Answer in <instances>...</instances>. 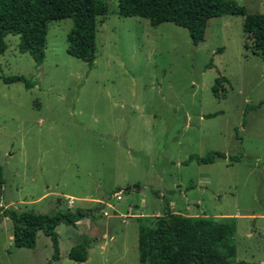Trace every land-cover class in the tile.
Listing matches in <instances>:
<instances>
[{"label":"rangeland","instance_id":"obj_1","mask_svg":"<svg viewBox=\"0 0 264 264\" xmlns=\"http://www.w3.org/2000/svg\"><path fill=\"white\" fill-rule=\"evenodd\" d=\"M104 1L91 66L66 51L69 18L48 23L39 65L18 50V36L5 37L0 206L50 216L91 209L77 229L90 244L82 264H140L139 232L167 206L192 221L226 223L227 238L216 247L226 260L264 263V62L243 31L244 17L210 19L194 46L186 29L121 17L116 0ZM235 1L246 14L264 13V0ZM11 76L34 86L3 82ZM218 78L227 82L214 93ZM213 151L239 160L185 163ZM95 199H108L113 210ZM128 206L139 210L119 218ZM56 232L60 258L52 264H80L67 257L75 229L62 224ZM12 233V221L0 217V264L50 261L42 232L32 249L15 247Z\"/></svg>","mask_w":264,"mask_h":264},{"label":"trees","instance_id":"obj_2","mask_svg":"<svg viewBox=\"0 0 264 264\" xmlns=\"http://www.w3.org/2000/svg\"><path fill=\"white\" fill-rule=\"evenodd\" d=\"M117 14L121 17L147 19L152 26L172 23L187 30L191 43L197 46L204 41L205 30L210 19L232 15L244 17L243 31L251 38L252 48L264 62V13L246 14L245 9L235 0H116ZM108 12L104 0H0V55L6 49L5 37L18 36V50L29 53L36 64L45 56L48 23L71 19L72 27L67 33V53L79 58L90 66L95 59V34L97 19ZM207 67H211L208 64ZM4 83L21 82L26 89L34 83L23 76L2 77ZM226 78H218L213 92ZM217 114H209L214 117ZM238 161V157L213 151L203 157L190 156L185 162L212 164L217 159ZM3 184L0 168V196ZM134 184L132 190H139ZM130 190V187L125 189ZM91 209L76 208L73 211H58L54 215L34 212H16L0 206V217L12 221L13 245L17 248L32 249L36 245V234L42 232L50 239L53 254L47 264L59 260V236L56 228L60 224L75 226L83 218H89ZM229 227L215 220H190L170 211L167 206L163 214L146 231L138 235L140 264H264L226 260L217 245L226 240ZM90 247L84 238L72 247L67 257L78 263L87 260Z\"/></svg>","mask_w":264,"mask_h":264},{"label":"built area","instance_id":"obj_3","mask_svg":"<svg viewBox=\"0 0 264 264\" xmlns=\"http://www.w3.org/2000/svg\"><path fill=\"white\" fill-rule=\"evenodd\" d=\"M122 193H123V191H120V192L114 193L113 197L115 198V200H117V201L121 200V199H122V197H121V194H122ZM68 203H69V205H72V204H73V200L70 198V199L68 200ZM97 204L100 206V208H101V207H108V208H110V209L113 210V207L110 206L109 203H108V199H106V200H104V199H103V200H100V201L97 202ZM102 213H103L104 216H108L107 211L102 210ZM121 217H122V219L124 220V219H126V218H132V217H134V216H133V213L131 212V210L129 209V210L127 211V213H125V214H121Z\"/></svg>","mask_w":264,"mask_h":264},{"label":"crops","instance_id":"obj_4","mask_svg":"<svg viewBox=\"0 0 264 264\" xmlns=\"http://www.w3.org/2000/svg\"><path fill=\"white\" fill-rule=\"evenodd\" d=\"M71 198V197H70ZM71 199H73V198H71ZM100 200H102V199H95V200H91V201H94V202H98V201H100ZM131 210V212H133L134 210H139L138 208H132V207H130V206H128V208H127V210H126V212L125 213H127V211L128 210ZM125 213H119L118 214V217L120 218L121 216V214H125ZM158 216V214H154V217H157ZM136 217V216H135ZM133 218V217H132ZM84 221H86V219L85 220H80V221H78L77 223H76V225L75 226H71V227H73L74 229H75V232L77 233L76 235H77V238H76V240H77V243H76V245L78 244V243H80L84 238H86L87 236L84 234V236L82 235V233L81 234H79L78 232H77V229H78V226H80L81 225V223H83ZM60 225H62V224H60ZM59 225V226H60ZM59 226H58V228H59ZM58 236H59V239H58V241L60 240L61 241V237H60V235L58 234ZM104 237H105V235H104ZM87 261V260H86ZM85 261V262H86ZM80 264H82V263H80Z\"/></svg>","mask_w":264,"mask_h":264}]
</instances>
